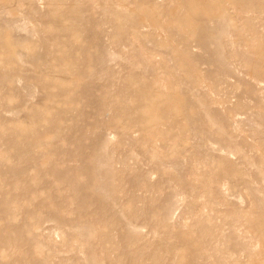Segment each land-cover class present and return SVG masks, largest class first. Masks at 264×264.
<instances>
[{
	"label": "rangeland",
	"instance_id": "1",
	"mask_svg": "<svg viewBox=\"0 0 264 264\" xmlns=\"http://www.w3.org/2000/svg\"><path fill=\"white\" fill-rule=\"evenodd\" d=\"M0 264H264V0H0Z\"/></svg>",
	"mask_w": 264,
	"mask_h": 264
}]
</instances>
